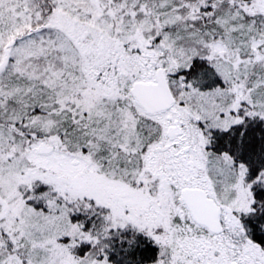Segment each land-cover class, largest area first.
Segmentation results:
<instances>
[{
    "label": "snow or ice",
    "instance_id": "6c2138e0",
    "mask_svg": "<svg viewBox=\"0 0 264 264\" xmlns=\"http://www.w3.org/2000/svg\"><path fill=\"white\" fill-rule=\"evenodd\" d=\"M0 264H264V0H0Z\"/></svg>",
    "mask_w": 264,
    "mask_h": 264
}]
</instances>
